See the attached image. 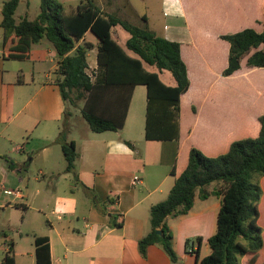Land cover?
I'll return each instance as SVG.
<instances>
[{"label":"crops","instance_id":"obj_1","mask_svg":"<svg viewBox=\"0 0 264 264\" xmlns=\"http://www.w3.org/2000/svg\"><path fill=\"white\" fill-rule=\"evenodd\" d=\"M33 1L21 0L17 22L38 16L40 8L32 15ZM59 1L68 13L82 2ZM142 1L152 16L141 15L131 0L96 4L104 14L125 20L145 17L158 35L180 43L190 80L181 96L180 138L146 139L147 88L138 85L123 129L96 133L84 118L82 125L70 124L66 142H74L79 155L73 171L67 169L60 137L71 113L56 83L59 58L53 44L42 39L28 60L10 59L11 39L4 43L0 26V250L12 247L16 264H36V236L49 239L52 264H200L198 255L201 260L211 253L208 240L217 232L221 208L217 196L202 200L197 194L187 215L168 218L177 263L159 245H151L144 258L139 241L151 231L152 206L168 198L193 147L214 157L228 152L235 141L259 135L264 68H249L245 60L239 71L223 76L230 44L221 36L246 28L261 32L264 0ZM119 27L113 36L126 48L130 35ZM88 34L87 40L97 45ZM94 52L88 54L89 65L96 69L97 58L90 62ZM159 75L168 86L176 85L169 71ZM135 125L140 133L131 129ZM137 176L140 183L134 185ZM27 227L34 249L24 253L20 242ZM198 237L201 244L186 247L188 239ZM252 257H243L242 264H250ZM255 264H264V248Z\"/></svg>","mask_w":264,"mask_h":264},{"label":"trees","instance_id":"obj_2","mask_svg":"<svg viewBox=\"0 0 264 264\" xmlns=\"http://www.w3.org/2000/svg\"><path fill=\"white\" fill-rule=\"evenodd\" d=\"M20 2L8 0L0 9L4 43L11 39L8 57L28 60L34 44L42 39L50 41L59 58L56 83L65 102L74 104L84 99L82 116L92 131L123 129L135 88L145 85L146 139L179 140L181 96L190 87L180 43L158 35L145 17L142 19L145 25L140 26L104 14L95 0H82L71 13L59 0H41L40 12L34 20L24 17L17 22L15 14ZM261 24V32L246 28L221 36L230 44L229 63L223 76L239 71L245 60L249 68H264V18ZM117 26L130 35L126 48L113 36ZM88 33L99 41L97 45L87 40ZM94 49H97V68L89 74L88 54ZM147 67H155L158 72ZM163 71L173 75L175 86L162 81L159 72ZM259 121L261 130L257 137L233 142L224 154L212 157L198 148L191 149L187 168L176 179L168 198L151 208V231L139 241V251L144 258L151 245H159L173 263L178 262L167 220L171 216L187 215L198 194L202 200L217 196L221 199V208L217 232L208 240L211 253L201 260L198 255L197 261L200 264H242V258L251 254L249 263L255 264L258 252L264 248V230L259 224L264 178V115ZM67 134L68 129L64 128L60 137L64 141L67 169L73 171L79 155L75 143L66 142ZM115 226L121 227V224ZM202 241L201 237L188 239L186 247ZM35 257L36 264H52L47 237L36 236ZM0 264H16L12 247Z\"/></svg>","mask_w":264,"mask_h":264},{"label":"rangeland","instance_id":"obj_3","mask_svg":"<svg viewBox=\"0 0 264 264\" xmlns=\"http://www.w3.org/2000/svg\"><path fill=\"white\" fill-rule=\"evenodd\" d=\"M3 1H7V0H0V3H2ZM80 0H75V4H77L78 2H79ZM131 1H133L134 3H135V5H136V7H137V10L139 11V13L141 14V15H144V14H149L150 16H152L153 14V10H152V8L149 6H146V4H145V1H142V0H131ZM95 2H98V0H95ZM40 5H41V0H35V1H33V6H32V15H36L38 12H39V8H40ZM22 7H20V9H19V11H18V14H20L21 13V11H22V9H21ZM33 17V16H32ZM132 18H130L129 20H127V21H129L130 23H132V24H135V25H140V26H144L145 25V22H143L141 19H139V18H137L136 16H131ZM149 25V24H148ZM153 29H156L154 26H151ZM150 27V28H151ZM151 28V29H152ZM119 29L120 30H123V28L122 27H119ZM88 37H89V39H91V40H94V39H96L95 37H94V35L92 34V33H89L88 34ZM97 54H96V52H94L92 55H91V59H90V62H95L96 61V58H97V56H96ZM94 70H95V68H89V70H88V73L89 74H92L93 72H94ZM71 99H73L74 100V95H71ZM84 103H85V101H84V99H81V100H78V101H75V103L73 104L71 101H69L68 103H67V109L69 110V112L71 113V115L70 116H67V122L68 123H66L65 124V129L67 128V129H69V127H70V124H72V123H77L78 124V126L79 125H82V124H84V122H86L84 119H83V117H82V109H83V107H84ZM134 106H135V103H134ZM142 108H143V106H142ZM69 121H70V123H69ZM130 128H131V126H130ZM133 131H136L137 130V132L138 133H140L139 132V126L138 125H135L133 128H131ZM130 129V130H131ZM72 134H78V132H77V130H74L73 132H72ZM261 183H262V188H263V196H262V200H261V202H262V209H261V202H260V205H259V209H260V220H259V224H260V226L263 228V230H264V210H263V207H264V178L262 179V181H261ZM212 200H214V201H216V197L215 198H213ZM263 210V211H262ZM28 229V227L27 228H23V239L21 240V242H20V244H21V246H23V252L24 253H26V252H32L33 251V239H32V235H31V233H30V231L29 230H27ZM13 234H14V232H13ZM27 235H29V237L27 238L26 236ZM206 251L204 252V255H206ZM4 255H5V252H4V250L2 249V250H0V261L3 259V257H4Z\"/></svg>","mask_w":264,"mask_h":264},{"label":"built area","instance_id":"obj_4","mask_svg":"<svg viewBox=\"0 0 264 264\" xmlns=\"http://www.w3.org/2000/svg\"><path fill=\"white\" fill-rule=\"evenodd\" d=\"M139 183H140V178L137 176V177L134 178V180H133V184H134V185H137V184H139ZM9 193H12V194H16V195H18V194H19V191H9Z\"/></svg>","mask_w":264,"mask_h":264},{"label":"water","instance_id":"obj_5","mask_svg":"<svg viewBox=\"0 0 264 264\" xmlns=\"http://www.w3.org/2000/svg\"><path fill=\"white\" fill-rule=\"evenodd\" d=\"M158 233H160V231H158Z\"/></svg>","mask_w":264,"mask_h":264}]
</instances>
